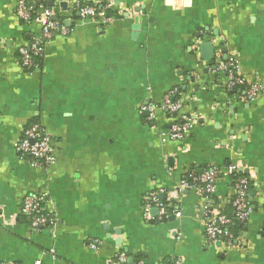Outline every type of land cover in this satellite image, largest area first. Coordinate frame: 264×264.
Masks as SVG:
<instances>
[{
  "label": "crops",
  "instance_id": "crops-1",
  "mask_svg": "<svg viewBox=\"0 0 264 264\" xmlns=\"http://www.w3.org/2000/svg\"><path fill=\"white\" fill-rule=\"evenodd\" d=\"M81 1L108 5L113 22L68 15L65 0H48L69 32L28 73L17 49L39 24L17 17V0H0V264H114L121 253L132 264H264V0ZM207 42L212 61L199 53ZM230 55L246 80L234 90L214 72ZM252 83L262 92L248 100ZM175 88L196 120L185 139L162 143L173 116L156 109L152 121L144 108H159ZM31 120L50 138V165L15 151ZM210 166L249 182L251 210L231 248L209 243L202 223L206 212L232 217L231 178H218L210 197L177 193L183 178ZM158 190L176 213L147 222L144 196ZM29 193L44 197L52 218L37 233L21 212Z\"/></svg>",
  "mask_w": 264,
  "mask_h": 264
},
{
  "label": "built area",
  "instance_id": "built-area-1",
  "mask_svg": "<svg viewBox=\"0 0 264 264\" xmlns=\"http://www.w3.org/2000/svg\"><path fill=\"white\" fill-rule=\"evenodd\" d=\"M65 2V13L68 15L73 16L76 14L79 18L98 20L102 24L113 22V17L108 13V5L97 8L81 0H65ZM16 15L25 24H39V32L33 35L27 44L17 49L20 67L29 73L39 69L45 46L55 36L67 35L69 30L61 19H57L56 13L52 8H47L42 3L34 4L28 0H17ZM214 72H223L225 74L228 90L244 87L246 83L244 77L239 74L236 57L231 55L225 63L217 61ZM261 92L262 88L257 83H252L245 88L244 94L246 99L254 100ZM178 95L179 93L175 88L163 97L159 108L153 104H148L144 108L148 113V119L152 121L155 118L156 109H162L173 116V122L161 138L162 143L167 140L182 141L187 137L192 125L195 123L196 118L194 115H187L182 112ZM14 148L21 157H28L32 162V166H47L54 163L50 138L39 123L24 126L19 138L14 143ZM234 172L232 167L223 169L214 166L207 167L198 174H191L188 178H183L177 186V193L195 189L202 192L206 197H210L215 191V184L218 178L230 177ZM231 180L234 190V198L232 200L234 216L230 218L225 214L212 215L210 212H206L202 216L206 240L212 244L220 243L226 248H231L234 243V235L230 230V226L234 222L245 224L251 210L247 198L248 179L244 176H238L234 179L231 178ZM160 195L161 190H158L144 196L142 214L145 221H162L169 214L176 213L174 206L169 209L168 206L160 201ZM45 205L44 197L36 193H29L23 198L21 212L29 218L30 233H37L52 223V218L47 212ZM153 209L157 210L156 215L152 214ZM34 264L42 263L40 260H36ZM114 264H129L127 256L124 253L118 254ZM136 264L145 263L138 261Z\"/></svg>",
  "mask_w": 264,
  "mask_h": 264
},
{
  "label": "water",
  "instance_id": "water-1",
  "mask_svg": "<svg viewBox=\"0 0 264 264\" xmlns=\"http://www.w3.org/2000/svg\"><path fill=\"white\" fill-rule=\"evenodd\" d=\"M134 30V35L136 34V32L139 30V24L138 21L135 22L134 26L132 27ZM199 53L200 56L203 60L209 61V60H214V53H213V47L212 44L207 42V43H201L199 45ZM162 198V195H160V199ZM152 214L156 215L157 214V210L153 209L152 210ZM128 262L130 264H132V259H129Z\"/></svg>",
  "mask_w": 264,
  "mask_h": 264
},
{
  "label": "trees",
  "instance_id": "trees-1",
  "mask_svg": "<svg viewBox=\"0 0 264 264\" xmlns=\"http://www.w3.org/2000/svg\"><path fill=\"white\" fill-rule=\"evenodd\" d=\"M29 1V0H28ZM48 0H40L39 1V3L38 4H43V5H45V6H47L48 5V2H47ZM76 15V14H75ZM61 21H62V23H63V19H61ZM38 121H36V120H34V121H30L28 124H32V123H37ZM199 172H197V173H195V174H198ZM238 176H244V174H242V173H236V172H234V173H232V175L230 176V178H237ZM245 177V176H244ZM185 178H187V177H185ZM160 201L163 203V204H165L166 206H168V208L169 209H171L172 208V206L170 205V203L169 202H167V201H163L162 199H160ZM233 209V208H232ZM234 212V211H233ZM234 216V213H233V215H232V217ZM231 217V218H232ZM155 222H158V221H155ZM244 224H242V223H238V222H234L231 226H230V230L232 231V230H234V231H236V230H239V229H241L242 228V226H243ZM138 261H143L145 264H148L147 262H145L143 259H141L140 257H138L137 258V260L135 261L136 263L138 262ZM163 264H171V263H168V262H166V263H163Z\"/></svg>",
  "mask_w": 264,
  "mask_h": 264
}]
</instances>
